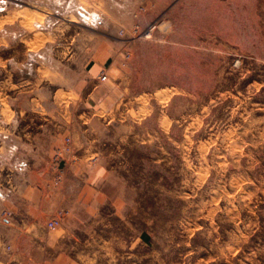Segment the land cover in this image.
<instances>
[{
    "label": "rangeland",
    "instance_id": "rangeland-1",
    "mask_svg": "<svg viewBox=\"0 0 264 264\" xmlns=\"http://www.w3.org/2000/svg\"><path fill=\"white\" fill-rule=\"evenodd\" d=\"M53 3L97 177L62 264H264V0Z\"/></svg>",
    "mask_w": 264,
    "mask_h": 264
},
{
    "label": "crops",
    "instance_id": "crops-1",
    "mask_svg": "<svg viewBox=\"0 0 264 264\" xmlns=\"http://www.w3.org/2000/svg\"><path fill=\"white\" fill-rule=\"evenodd\" d=\"M22 1L0 0V264H62L71 257L62 244L84 222L97 180L96 159L65 142L79 122L71 115L84 113L70 105L78 93L68 73L80 43L59 41L69 27L64 5Z\"/></svg>",
    "mask_w": 264,
    "mask_h": 264
},
{
    "label": "built area",
    "instance_id": "built-area-1",
    "mask_svg": "<svg viewBox=\"0 0 264 264\" xmlns=\"http://www.w3.org/2000/svg\"><path fill=\"white\" fill-rule=\"evenodd\" d=\"M98 79L103 82L107 79V76L104 74V73H101L99 76H98ZM3 216L5 218H7L8 216H10V213L9 212H6L4 211L3 213ZM67 214L66 211H57L56 214L50 218L47 223H46V226L49 230H52V229H55L57 228L60 224H61V221L62 219L64 218V216Z\"/></svg>",
    "mask_w": 264,
    "mask_h": 264
}]
</instances>
